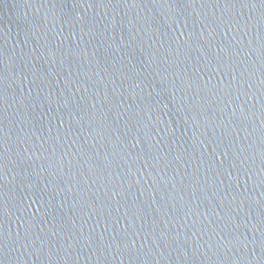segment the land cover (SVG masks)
<instances>
[{
  "label": "water",
  "instance_id": "water-1",
  "mask_svg": "<svg viewBox=\"0 0 264 264\" xmlns=\"http://www.w3.org/2000/svg\"><path fill=\"white\" fill-rule=\"evenodd\" d=\"M0 264H264V0H0Z\"/></svg>",
  "mask_w": 264,
  "mask_h": 264
}]
</instances>
